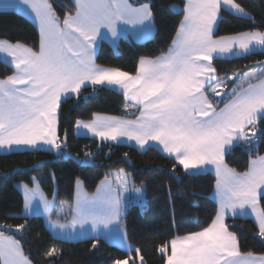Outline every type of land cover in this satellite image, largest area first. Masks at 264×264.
<instances>
[{
  "label": "crops",
  "instance_id": "0c3cea01",
  "mask_svg": "<svg viewBox=\"0 0 264 264\" xmlns=\"http://www.w3.org/2000/svg\"><path fill=\"white\" fill-rule=\"evenodd\" d=\"M72 1L75 11L60 22L48 0H0V6L24 13L40 35L37 50L0 35V59L13 69L9 75L0 77V152L31 149L61 152L58 119L62 99L89 84L116 90L131 105L129 112L96 113L91 119L78 120L74 132L139 149L155 146L187 171L215 173L218 181L212 196L218 210L206 228L188 235L192 237L188 240H192L194 252L203 259L202 264H264V254L240 251L235 234L227 227L228 219L249 217L258 234L264 235V211L259 205V197L264 193V153L252 157L243 172L234 170L225 161L226 153L235 145L256 150L260 129L255 135L253 128H257L254 124L262 112H254L241 122L243 110V115L233 121L227 109L237 107L236 114L240 107H259L264 111V61L242 72L219 77L212 66L215 58L264 50V30L215 35L222 8L244 16L246 10L235 0H185L182 19L168 49L157 56L141 57L136 72L129 73L99 64L95 55L102 40L116 46L121 36L136 41L151 37L155 27L149 1ZM80 11L88 20L93 15L103 20L109 13L111 36L97 28L92 35L85 25L65 23ZM77 33L80 39H75ZM249 125L250 134L246 129ZM132 187L128 172L113 169L100 180L94 192L102 188L106 193L124 196L125 213L129 203L134 202ZM76 190L82 193L81 186L78 189L76 186ZM76 202L75 198L55 199L54 216L61 220L71 218ZM88 206L92 207L90 202ZM99 206L102 208L104 204ZM66 211L67 216L63 215ZM23 214L42 215L55 235L47 225L45 213L25 210L24 200ZM3 232L10 234L0 229V236ZM92 236L101 235L90 232L84 237L62 238L78 240ZM120 244L131 247L126 241ZM15 246V254L18 250L22 252L18 244Z\"/></svg>",
  "mask_w": 264,
  "mask_h": 264
},
{
  "label": "trees",
  "instance_id": "16d2710c",
  "mask_svg": "<svg viewBox=\"0 0 264 264\" xmlns=\"http://www.w3.org/2000/svg\"><path fill=\"white\" fill-rule=\"evenodd\" d=\"M48 1L60 22L76 8L72 0ZM148 1L155 27L153 35L142 41L121 36L116 46L102 40L95 55L96 62L135 73L141 57L157 56L168 49L182 19L185 0ZM235 1L247 15L222 8L214 34L264 30V0ZM0 35L9 41L22 42L33 50L39 48L36 25L24 13L6 5L0 6ZM263 61L264 50H261L215 58L212 66L219 77L242 72ZM12 71V67L0 59V77ZM130 107L122 93L102 85H86L60 103L59 141L66 135V146L61 152L42 149L0 152V229L19 240L32 264H113L130 254L133 258L140 254L143 264H165L171 239L202 230L213 221L218 210V203L212 196L215 173L187 171L155 146L139 149L74 132L75 123L80 119H91L96 113L124 115ZM256 124L260 128L256 150L235 145L225 155L226 163L239 172L248 169L252 157L264 153V113ZM65 152L69 154L67 158ZM113 169L125 170L132 185L142 184L146 190L143 208L130 202L123 214L126 237L132 246L130 250L101 236L78 240L55 237L42 215L23 214V195L16 182L32 185L35 176L46 196L72 201L78 178L82 179L86 191L93 192ZM259 205L264 211V193L259 197ZM16 227H19L17 232ZM227 227L235 234L240 251L264 254V235L258 234L251 218L228 219ZM53 250L57 254H53Z\"/></svg>",
  "mask_w": 264,
  "mask_h": 264
},
{
  "label": "rangeland",
  "instance_id": "374dc122",
  "mask_svg": "<svg viewBox=\"0 0 264 264\" xmlns=\"http://www.w3.org/2000/svg\"><path fill=\"white\" fill-rule=\"evenodd\" d=\"M109 13L108 15H104V19L101 20V17L96 16H90L91 20H88L83 12H79V14L75 17H73L70 21H65V23L72 24H82L85 25L89 34H92L97 28L99 32H103L105 34H108L111 36V31L113 30L111 28V22L109 20ZM96 21V22H95ZM72 33V32H71ZM79 33H77V37L75 39H80L78 36ZM234 101V100H233ZM218 105V104H217ZM218 108V107H215ZM236 108L232 107V110L228 108V111H231V120L238 119V115H243L242 110L244 112V117L241 116L240 121L243 122L244 120L249 119L251 114L254 112H262L259 107H240L239 114H236ZM261 116V115H260ZM259 116V117H260ZM258 117V118H259ZM257 118V119H258ZM255 122V121H254ZM255 127L253 128L255 135L256 130L260 129L257 124H254ZM247 132L250 134L252 132V129H250V125L246 127ZM258 134V133H257ZM258 140V137H257ZM187 164V161H185ZM231 167V166H230ZM233 168V167H232ZM234 169V168H233ZM236 170V169H234ZM237 171V170H236ZM239 172V171H238ZM243 172V171H242ZM36 177H33V181L36 184L29 185L23 181L16 182L15 185L21 189H19L23 195L24 200V207L25 210H36L39 212H44L46 215V222L47 225H49L52 228V232L55 234L52 235L55 237H66V236H72L75 238L76 236L84 237L88 233H97L101 235V237L106 238H112V240H117L118 242L122 243L123 241H126V244L130 243L129 240L126 237L125 228L123 226V205L122 201L124 196H120L118 192H104L102 188H100L97 192H87L85 191L83 181L81 178H78L75 182V192H74V198L75 201V209L72 213V217L67 219H57L54 216L53 207L52 204L55 201V198L50 199L46 194L41 190V186L39 182H35ZM37 181V180H36ZM216 181L217 176H216ZM79 186L82 188V193L79 194L78 190H76ZM97 188V187H96ZM96 190V189H95ZM132 198L135 203H137L141 208H143V205L146 202V190L145 187L141 185H133L132 187ZM117 196V197H114ZM89 202L92 207H89ZM104 204L102 208H100L99 205ZM71 207L72 205L69 204ZM67 214V211L65 216ZM16 232L19 231V227L15 228ZM4 234L0 236V263L1 264H32L31 260L29 259L28 255L24 252L22 249V246L19 242V240L10 234H7L3 232ZM190 233L180 236H175L173 239L170 240V254L167 255V259L165 264H202L203 259L199 256H197V253L194 252L196 249H194L191 246V241L188 240L191 239L190 236H188ZM16 241V242H14ZM199 241V240H197ZM17 243L19 248L22 250V252H19L15 254V244ZM113 243V242H112ZM118 243L117 245H120L127 250H130L132 247L124 246L122 244ZM116 244V243H115ZM131 245V244H130ZM193 250V251H192ZM53 254H57L55 250L52 251ZM2 258V259H1ZM143 264V258L140 254H137L136 258H133V256L130 254L128 258L117 260L113 264Z\"/></svg>",
  "mask_w": 264,
  "mask_h": 264
},
{
  "label": "water",
  "instance_id": "95a60500",
  "mask_svg": "<svg viewBox=\"0 0 264 264\" xmlns=\"http://www.w3.org/2000/svg\"><path fill=\"white\" fill-rule=\"evenodd\" d=\"M65 146H66V135H64V136L61 138L60 142H59V147H60V148H63V147H65ZM68 155H69V154H68L67 152L64 153V157H65V158H67ZM0 228H1V225H0Z\"/></svg>",
  "mask_w": 264,
  "mask_h": 264
}]
</instances>
